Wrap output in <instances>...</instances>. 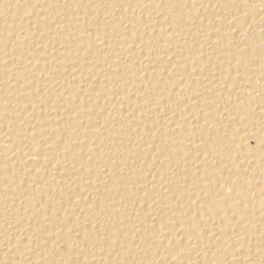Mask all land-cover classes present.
Here are the masks:
<instances>
[{
    "label": "bare ground",
    "instance_id": "6f19581e",
    "mask_svg": "<svg viewBox=\"0 0 264 264\" xmlns=\"http://www.w3.org/2000/svg\"><path fill=\"white\" fill-rule=\"evenodd\" d=\"M0 264H264V0H0Z\"/></svg>",
    "mask_w": 264,
    "mask_h": 264
}]
</instances>
